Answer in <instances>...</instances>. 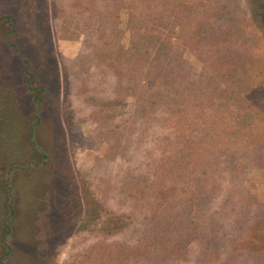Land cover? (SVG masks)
<instances>
[{
  "label": "rangeland",
  "instance_id": "374dc122",
  "mask_svg": "<svg viewBox=\"0 0 264 264\" xmlns=\"http://www.w3.org/2000/svg\"><path fill=\"white\" fill-rule=\"evenodd\" d=\"M251 9L0 0L2 264H264Z\"/></svg>",
  "mask_w": 264,
  "mask_h": 264
},
{
  "label": "trees",
  "instance_id": "16d2710c",
  "mask_svg": "<svg viewBox=\"0 0 264 264\" xmlns=\"http://www.w3.org/2000/svg\"><path fill=\"white\" fill-rule=\"evenodd\" d=\"M249 3H250V6H251V12H252V17L255 19V20H257L261 25H262V27L264 26V0H249ZM9 19H11V17L9 16L8 17ZM14 31L16 30L15 29V27H14V29H13ZM6 51H7V49H5ZM2 51V50H1ZM4 51V50H3ZM29 81L31 80V78H33L34 77V74L33 73H29ZM41 121V120H40ZM2 127V125H0V128ZM1 134H2V132L0 133V136H1ZM5 135V134H4ZM3 136V135H2ZM3 161H0V165H1V163H2ZM2 169L0 168V171H1ZM11 170V169H10ZM9 170V171H10ZM11 172V171H10ZM9 181V179H8V177L5 179V181L4 182H0V207L4 204V202H5V200H4V198H5V196H6V192H5V190L4 189H6L7 187H9L10 188V183L8 182ZM9 188H8V190H9ZM8 192V191H7ZM13 201H12V205H11V207H9L10 208V213L11 214H14L16 211H17V209L13 206L14 205V203H15V201H16V197H14L13 199H12ZM14 202V203H13ZM10 214V215H11ZM7 216V215H6ZM6 216H4V217H2V219H3V222H2V225L0 226V228L2 229V236H1V240H0V250H2V248L4 247V248H7L8 249V251L6 252V253H4V256L6 255V254H9L10 252L9 251H11L12 250V247H11V245H10V238H7V236H9V235H11V234H15L14 232H13V227H12V225L10 224V223H8V220H9V218L8 217H6ZM47 233L50 235V236H52L53 235V231L51 230V229H48V231H47ZM26 234L28 235V231L26 232ZM50 245H49V243H48V247H49ZM1 252V251H0ZM40 256V255H39ZM39 256H38V259H39ZM0 263L2 264L3 263V261L1 260L0 261Z\"/></svg>",
  "mask_w": 264,
  "mask_h": 264
}]
</instances>
